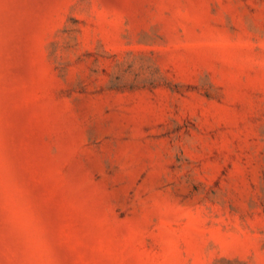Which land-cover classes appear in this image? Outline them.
Listing matches in <instances>:
<instances>
[{"label":"rangeland","instance_id":"obj_1","mask_svg":"<svg viewBox=\"0 0 264 264\" xmlns=\"http://www.w3.org/2000/svg\"><path fill=\"white\" fill-rule=\"evenodd\" d=\"M0 264H264V0H0Z\"/></svg>","mask_w":264,"mask_h":264}]
</instances>
